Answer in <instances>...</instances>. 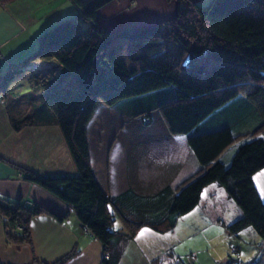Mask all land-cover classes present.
<instances>
[{
  "label": "trees",
  "instance_id": "1",
  "mask_svg": "<svg viewBox=\"0 0 264 264\" xmlns=\"http://www.w3.org/2000/svg\"><path fill=\"white\" fill-rule=\"evenodd\" d=\"M109 1L71 0L77 15L41 31L35 48L20 61V66H26L52 60L59 66L53 78L30 76L35 86L44 87L33 112H51L75 171L35 174L0 161L13 165L20 176L72 209L82 229L100 242V264H116L124 241L141 227L158 233L171 230L210 184L222 186L239 209L225 226L227 231L236 234L251 227L264 241V202L252 178L264 168V0H174L172 17L115 32L96 19V10ZM167 39L179 44L176 60L164 47ZM15 65L9 62L0 68V97L6 104L14 98L8 85L21 70ZM70 74L75 82H69ZM25 100L33 101L29 96ZM231 102L245 106L237 120L251 107L257 115L255 125L204 127L219 111L227 115ZM101 105L145 121L156 113L169 134L184 135L197 168L174 186L166 183L150 192L127 187L106 193L91 166L86 138L87 124ZM9 120L15 130L34 123L30 113L10 114ZM38 214L57 220L65 217L34 200L26 204L21 198L0 195L5 241L30 244L29 220ZM75 251L50 262L33 258L26 264H62ZM172 264L185 261L176 259Z\"/></svg>",
  "mask_w": 264,
  "mask_h": 264
},
{
  "label": "crops",
  "instance_id": "2",
  "mask_svg": "<svg viewBox=\"0 0 264 264\" xmlns=\"http://www.w3.org/2000/svg\"><path fill=\"white\" fill-rule=\"evenodd\" d=\"M175 9L174 0H111L96 10V19L108 31L115 32L122 27H142L170 18ZM76 15L77 9L71 0H0V68H5L9 62L20 67L22 58L35 48L41 31L57 20ZM37 63L46 64L45 68L51 66L50 61L41 60L30 66ZM54 66L57 70L55 63ZM36 67L38 70L45 69L38 65ZM18 74H23L27 82L23 79V84L16 87V82L13 84L10 81L8 87L14 98L7 100L8 104L0 97V158L35 174L73 173L74 164L58 126L50 117L51 112L46 109L33 112V108L40 104L39 97L44 87L41 83L35 86L34 80L22 69ZM47 75L54 77L49 73ZM27 85L30 86L29 89L25 88ZM28 96L32 102L25 100ZM34 96H37L36 99ZM100 107L99 110L114 114L113 118L118 121V126L123 122L126 123L123 126L129 124L120 129L121 133L115 132L109 142L98 139L96 144L88 139L87 130L98 109L87 124L90 163L106 193L116 194L127 187L150 192L166 183L174 186L197 168V161L186 145L183 134H168L161 127L159 133H155L161 148L151 149L150 145L154 140L136 132L146 127L145 120L129 117L105 106ZM26 113L31 114L34 123L24 124L15 130L9 115L20 116ZM151 158L158 159L159 163H152ZM18 172L20 171L13 165L0 161L1 196L11 200L21 198L26 204L34 200L55 213H65V217L57 220L48 214L32 216L28 224L30 244L6 242L4 220L0 218V261L4 264H26L35 258L50 262L75 249V253L62 264H100V242L82 229L72 209L36 183L18 176ZM214 189V184L204 187L195 207L210 208L215 203L212 196ZM191 211L180 216V220L192 222L190 228H196L195 231L201 221L213 223L222 215L220 210L212 211L213 213L207 210L204 214ZM195 231L191 230V234ZM156 234L161 233L141 227L135 235L124 241L116 264H167L166 254L164 255L166 247L154 241ZM255 242L264 249V241L258 235ZM262 253L263 260L260 258L258 264H264V251ZM187 255V259L183 258L182 261L194 264L190 251ZM248 256L252 257L251 254ZM245 258L248 257H241V261L246 260Z\"/></svg>",
  "mask_w": 264,
  "mask_h": 264
},
{
  "label": "rangeland",
  "instance_id": "3",
  "mask_svg": "<svg viewBox=\"0 0 264 264\" xmlns=\"http://www.w3.org/2000/svg\"><path fill=\"white\" fill-rule=\"evenodd\" d=\"M251 11L254 16H259V13L257 11ZM164 47H167L172 51L173 58L174 60H176V55L178 54L180 48L179 44L167 39L165 40ZM49 61L51 63V66L49 65V68L44 67L45 69L41 70H38L39 68H37L35 65L30 66L31 68H33L32 70H24L23 65L20 68L30 76H34L33 72L35 71H39L38 73L42 71L41 74L35 77L39 78L44 75V78H46L48 77V75L46 76L47 72L53 76L54 74L56 75L59 70V66L57 65V70L53 68L55 67L53 63L55 61ZM195 64L198 65V61H196ZM53 70L55 72H53ZM69 76V82L76 81L74 75L70 74ZM23 79H25L27 82V79L23 74H17L12 78L11 81L13 84L14 82H16V87H20V85L23 84ZM25 88L29 89L30 86L27 85L25 86ZM228 107V112L226 113L227 115H225L224 113L221 114V111H219L215 115L209 117V119L207 120L208 124L206 123L204 127L215 128L223 125H231L232 129H238L241 127L247 129L255 125V122L257 121V115L255 111H251V107H247V114L241 120H237V118L239 114L244 111L245 106L243 104L236 105L234 102H231L229 103ZM100 108L101 107H99V109ZM113 116L114 114H111V111L99 110L91 119V121L89 120L90 122L88 125L87 137L88 139H90V141H92V144H96L97 142H99L98 139H102V142L104 140L105 142H109L115 132L121 133L120 129H122V127L129 126V124L123 126L124 124H126L124 122L122 124L119 123L120 126H118V121L113 118ZM145 126L146 127L143 130H139L136 132L146 137L150 136L149 138H151V140H154L150 145L151 149H160L161 145L160 142L156 140L155 136L157 135H155V133H159L160 128L165 127L159 116L156 113L153 114L152 121H145ZM151 162L159 163L158 159L156 160L154 158H151ZM18 176H20V174H18ZM252 178L259 196L264 202V168L255 172ZM214 187V194L212 196H214L213 198L215 200V203L210 208L206 206L195 207L191 209L193 210L191 212H201L204 214L207 210L211 213H213L215 210H220L222 215H220L218 219L214 220L213 223L210 222L208 224L201 221L198 224L197 231H195L196 228H190L192 222L181 221L179 217L171 231L156 234V238L154 239V241L159 242L160 244H164L166 247L165 250L167 251V264H172L173 260L176 259L180 261L183 258L187 259V253H189V251L194 257V264H240V262L242 261L244 262V264H246L247 262L251 261V258L253 262L255 261V264H258L260 263V258L263 260L262 251H264V249L262 245L260 246L258 242H255L257 234L251 227H247L248 229L239 230L236 234L227 231L225 226L238 216L239 209L234 203L233 199L228 196L222 186L214 184ZM191 230L195 231V233L191 234ZM250 254L252 255V257L249 258L248 255ZM241 257L248 258H245L246 260L241 261ZM168 259H170V261H168Z\"/></svg>",
  "mask_w": 264,
  "mask_h": 264
},
{
  "label": "bare ground",
  "instance_id": "4",
  "mask_svg": "<svg viewBox=\"0 0 264 264\" xmlns=\"http://www.w3.org/2000/svg\"><path fill=\"white\" fill-rule=\"evenodd\" d=\"M32 63H33V62H32ZM32 63H30V64H32ZM30 64L26 65L25 67H28L27 69L32 70L33 68L30 67ZM35 65H36V66L38 65L39 67H47V65H46V64H43V63H37V64H35Z\"/></svg>",
  "mask_w": 264,
  "mask_h": 264
},
{
  "label": "built area",
  "instance_id": "5",
  "mask_svg": "<svg viewBox=\"0 0 264 264\" xmlns=\"http://www.w3.org/2000/svg\"><path fill=\"white\" fill-rule=\"evenodd\" d=\"M38 72H39V71H38ZM38 72L35 71V72H33V73L35 74V73H38ZM41 73H42V71H40V74H41ZM47 74H48V72H47ZM185 264H191V263L187 261V262H185Z\"/></svg>",
  "mask_w": 264,
  "mask_h": 264
},
{
  "label": "water",
  "instance_id": "6",
  "mask_svg": "<svg viewBox=\"0 0 264 264\" xmlns=\"http://www.w3.org/2000/svg\"><path fill=\"white\" fill-rule=\"evenodd\" d=\"M24 65V64H23ZM26 65V64H25ZM21 67V66H20ZM24 70H26L28 67L23 66ZM121 233H125L124 231H121Z\"/></svg>",
  "mask_w": 264,
  "mask_h": 264
},
{
  "label": "clouds",
  "instance_id": "7",
  "mask_svg": "<svg viewBox=\"0 0 264 264\" xmlns=\"http://www.w3.org/2000/svg\"><path fill=\"white\" fill-rule=\"evenodd\" d=\"M40 74V73H39ZM35 75L37 76L38 74L37 73H35Z\"/></svg>",
  "mask_w": 264,
  "mask_h": 264
},
{
  "label": "snow or ice",
  "instance_id": "8",
  "mask_svg": "<svg viewBox=\"0 0 264 264\" xmlns=\"http://www.w3.org/2000/svg\"><path fill=\"white\" fill-rule=\"evenodd\" d=\"M146 231V230H145ZM144 233L142 232L141 235H143Z\"/></svg>",
  "mask_w": 264,
  "mask_h": 264
}]
</instances>
